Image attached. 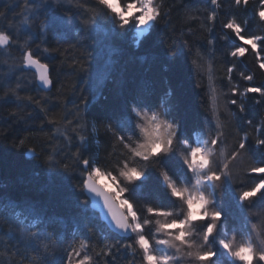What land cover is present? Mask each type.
I'll return each instance as SVG.
<instances>
[{"label": "trees", "instance_id": "1", "mask_svg": "<svg viewBox=\"0 0 264 264\" xmlns=\"http://www.w3.org/2000/svg\"><path fill=\"white\" fill-rule=\"evenodd\" d=\"M41 2L42 0H30L26 7L24 0H0V12L5 13L0 17V31L14 35L11 46L0 48V134H2L0 135V264H19V257L13 258L10 255L12 246L18 242L22 245L21 230L35 231L36 222L40 220L46 223L39 226L47 227L49 232L54 233L55 239L72 243L76 247L81 243L87 244L85 254L94 258L93 264H103V260L96 253L101 252L106 245L113 243L117 238L124 243L130 241L110 231L100 220L99 215L91 209L89 200L86 207L79 203V200L84 198V194L73 187L74 182L79 179L78 174L50 175L42 159L27 157L29 149H34L37 153H41L43 149V156L52 154L56 157L58 152L67 150L65 135L75 138L76 143H79L77 132L81 130L73 131L76 124L74 102L77 101L79 93L73 94V86L78 84L81 90H85L89 81L84 75H80L78 80L77 75L72 74V70L67 65L79 57L80 50L69 48L68 52H63L64 48L69 47L67 43H62L58 50L52 35L44 39L39 26L45 18L53 15L64 16V10L69 8L75 12L79 3L91 4L92 0H73L71 5L67 0H60V7L56 10L51 7L53 0H48V4L44 7H34ZM154 2L160 4L161 0ZM219 2L221 7L216 9L210 4V0H163L162 10L168 15L141 38L139 48L136 47L137 37L131 26L122 36L110 40L108 44L112 34L110 19L106 20L100 30L94 34V40L81 33L79 39L88 45L94 55L91 79L96 84V89L101 90L103 96L107 97L106 100L101 98L99 102L90 99L88 103L86 116L88 123L84 134L93 135L84 154L91 161L100 160L104 163L112 159L104 151V140L101 139L105 136L104 130L100 129L97 133L91 125L92 118L116 120L120 117H128L127 131L131 132L133 125L130 104L136 103L141 107L155 108L169 88L174 93L177 106L175 114L181 121V135L187 130L185 135L190 136L193 146L208 139V130L216 123L212 111L214 110L219 116L224 132L222 139H226L217 152L221 164L225 162V158L245 131L250 137H255V130L249 128L243 118L252 119L253 124L258 125L264 117V98L256 94H247V98L240 97L245 113H238L236 106L228 103L230 85L226 68L231 66V61L227 53L239 42L232 33L223 30L221 24L235 16L241 23L248 21L245 35L264 34V21H260L255 16V10L259 6L258 0H250L247 9H236L232 0H219ZM213 10L217 12L214 27L207 20V16ZM91 15L90 11L85 18ZM10 23L11 28H9ZM210 27L212 32L209 35ZM72 35L75 39L74 31ZM209 38L214 41L211 46L207 44ZM185 39L192 44L191 52L183 47ZM168 41L174 42L179 49L174 60L168 56L166 49ZM45 48L49 49L48 53L44 52ZM113 48L117 55L114 54ZM27 49H31L41 62L50 64L54 81L51 92L40 89L36 80L33 84H29V81L34 80V72L30 69H25L23 72L17 69L22 63V51ZM253 60L254 57L249 53L238 63L237 69L233 72L232 83L240 92L249 86V82L239 76V71H245L246 74L254 73L253 84L264 83V71L256 68ZM17 84L20 85L19 88L16 87ZM197 84L201 86L197 87ZM141 90H145L142 96H140ZM94 95L95 90H93ZM15 96H19V100H16ZM29 96L33 100L39 99L40 105L29 101ZM53 97L55 102L49 110V101ZM257 99L261 103L257 104ZM11 112H15V116H10ZM65 114L67 119L73 120L71 125L64 118ZM237 114L240 118L234 124V116ZM85 115L81 112V116ZM45 116L56 120V125L45 124L42 132L37 131L38 124ZM49 136H51L50 140ZM20 139H25L24 145H19ZM177 147L179 152L185 150L183 145ZM108 151L111 152V149ZM125 151L119 146L116 147L117 153ZM220 152L223 155H220ZM65 160L69 164L72 163L70 157ZM257 160L258 163H264V158L257 156ZM163 163L177 179L187 178L186 169L175 154L165 158ZM250 166L251 160L247 154L231 163L234 179L232 187L240 189L242 186L250 185L253 180L258 182V177H249L244 185L241 184ZM162 172L163 169L160 173L150 169L146 183L131 187L128 195L138 211L143 213V206L152 205L165 207L174 214L180 212L179 202L173 201L167 195ZM191 184L193 186L195 184L194 177ZM224 191L223 207L229 213L226 217L228 228L226 238L230 239L236 233V242L240 243L246 238L248 227H245L239 210L235 208L234 199L228 188L225 187ZM260 207L261 202L257 200L253 212H258ZM149 218L153 223L146 230L148 234L154 235L157 239L166 238L155 232V218ZM258 219L254 215L252 223H258ZM218 235L225 238L223 232ZM253 241L257 247H264V244H261V241H264V229H260L258 235L253 234ZM49 246L51 247V244ZM169 251L175 252V249ZM123 256L122 261L118 258V264H127V259L130 258L128 253H123ZM218 258L221 264H233L221 252H218ZM24 264H28V261L25 260Z\"/></svg>", "mask_w": 264, "mask_h": 264}, {"label": "snow or ice", "instance_id": "2", "mask_svg": "<svg viewBox=\"0 0 264 264\" xmlns=\"http://www.w3.org/2000/svg\"><path fill=\"white\" fill-rule=\"evenodd\" d=\"M29 3L30 0H24L26 7ZM67 3L71 5L73 0H67ZM47 4L48 0H42L40 5L34 7H44ZM210 4L216 9L221 7L219 0H210ZM232 4L236 9H247L250 0H232ZM258 5L255 16L260 21H264V0H258ZM51 7L53 10L58 9L60 0H53ZM162 9L163 0L160 4L155 3L154 0H92L91 4L79 3L75 12L69 8L64 10V16L53 15L45 18L39 26L41 35L44 39L52 35L58 50L62 43H67L69 47L64 48L63 52H68L69 48L80 50L79 57L73 59L67 67L72 70V74L77 75L78 80L80 75L87 76L89 84L85 90H81L78 84L73 86V94L79 93L77 101L74 102L76 124L73 128V131L81 130L77 132L79 143H76L75 138L65 135L67 150L58 152L56 157L52 154L43 156V149L41 153H37L34 149L28 151L37 160L42 159L50 175L78 174L79 179L74 182L73 187L84 194V198L80 199L79 203L86 207L89 197L100 203L106 210L105 215L110 217L111 225L122 234L125 240L130 241L124 243L117 238L113 243L106 245L101 252L96 253L103 260V264H118V258L121 261L124 259L123 253H128L130 257L127 259V264H137V257H139V264H221L218 252L228 257L233 264H264V247H257L253 241V234L258 235L259 230L264 229V163H258L257 160V156L264 158V117L258 125H254L252 119L243 118L244 123L255 130L256 135L250 137L245 131L225 158V162L221 164L217 158V152L226 139H222L224 132L219 116L214 110L212 111L211 114L216 123L208 130V139L193 146L190 136L185 135L187 130L181 135V121L175 114L177 106L174 93L169 88L155 108L149 109L138 106L136 103L130 104L133 125L131 132L127 131L128 117H120L116 120L92 118L91 125L96 132L98 133L100 129L104 130L105 136L101 138L104 140V151L112 159L102 163L100 160L91 161L84 154L93 135L84 134L88 123L86 119L88 103L90 99L99 102L101 98L106 100L107 97L103 96L101 90L96 89V84L91 79L94 55L88 45L79 39L81 33L94 40V34L100 30L106 20L110 19L112 34L108 44L110 40L122 36L131 26L137 37L136 47L139 48L141 38L168 15ZM90 11L92 15L85 18ZM4 15V12H0V17ZM207 20L214 27L217 12L213 10L207 16ZM25 24H27L26 18ZM247 24L248 21L241 23L235 16L221 24V28L232 33L239 42L228 51L227 56L230 58L231 66L226 68L230 85L228 103L236 106L238 113H245L240 97L247 98V94H256L264 98V83L253 84L254 73L246 74L245 71H239V76L249 82V86H246L243 92H240L239 88L232 83L233 72L237 69L238 63L249 53L254 57V66L264 71V34L245 35ZM11 27L10 23L9 28ZM73 31L75 39L72 35ZM208 32L210 35L212 27L208 29ZM13 41L12 33L0 31V48L11 46ZM213 43V39H207L208 45L211 46ZM183 47L189 52L192 51V44L187 39L184 40ZM166 49L168 56L174 60L179 50L177 45L168 41ZM44 52L48 53L49 49L45 48ZM113 52L117 55L114 48ZM17 69L20 72L25 69H34V80L29 81V84L38 80V87L48 92L52 91L54 81L50 64L41 62L31 49L22 51V63L17 66ZM56 70L59 71V69ZM16 87L19 88L20 85L17 84ZM93 90H95L94 96ZM144 91L141 90L140 96ZM14 98L19 100V96ZM28 99L36 105L41 103L39 99L33 100L31 96ZM54 102L53 97L49 101V110ZM256 103L259 104L261 101L257 99ZM41 111L43 112L44 109L42 108ZM81 112L86 115L81 116ZM9 115L15 116V112ZM64 118L69 125L73 123L72 119H67V114ZM239 118L238 114L234 116V124ZM82 120L83 123H81ZM56 123V120L45 116L36 130L42 132L45 124L55 126ZM48 139L50 140L51 136ZM24 144L25 139H20L19 145ZM178 145L185 146V150L179 152ZM117 146L126 151L117 153ZM109 149L111 152L108 151ZM173 154L180 158L186 169V179H177L164 165L163 160L172 157ZM245 154L251 160V166L247 169L245 180H242L241 184L244 185L249 177H258V182L253 180L250 185L237 189L232 187L234 179L231 163ZM220 155L223 153L220 152ZM69 157L72 160L71 164L65 160ZM150 169L157 173L163 169L164 188L173 201L179 202V213L174 214L172 210L165 207L152 205L143 206V213L137 210L128 193L132 186L143 185L148 181ZM193 177L195 178L194 186L191 184ZM225 187L234 199L235 208L239 210L245 227H248V234L240 243L236 242V233L230 239L226 238L228 236L226 217L229 213L223 207ZM257 200L261 202V207L254 213L253 208ZM254 215L259 218L258 223H252ZM149 217L155 218V232L166 238L157 239L154 235L148 234L146 230L153 223ZM160 217L165 219L161 220ZM36 223L35 231L21 230L22 245L18 242L12 246L10 255L13 258L19 257V264H24L25 260L28 264H93L94 258L85 254L87 244L81 243L79 247H76L72 243L61 242L55 239L54 233L49 232L47 227L39 226L46 221L40 220ZM220 232H223L225 238L218 235ZM261 244H264V241H261ZM169 249H175V252H170ZM242 249L248 251L251 257L250 262L242 258L240 254Z\"/></svg>", "mask_w": 264, "mask_h": 264}, {"label": "water", "instance_id": "3", "mask_svg": "<svg viewBox=\"0 0 264 264\" xmlns=\"http://www.w3.org/2000/svg\"><path fill=\"white\" fill-rule=\"evenodd\" d=\"M32 72H34V69H30ZM37 85L39 86V81L36 80ZM40 88V87H39ZM42 89V88H40ZM43 90V89H42ZM27 157H33L30 153H27ZM90 202L91 209L96 212L99 215L100 220L109 228L110 231L118 235L119 237H122V234H120L110 223V217H107L105 215L106 210L103 209L102 205L98 202H96L93 198H88Z\"/></svg>", "mask_w": 264, "mask_h": 264}, {"label": "clouds", "instance_id": "4", "mask_svg": "<svg viewBox=\"0 0 264 264\" xmlns=\"http://www.w3.org/2000/svg\"><path fill=\"white\" fill-rule=\"evenodd\" d=\"M240 254L243 259L248 260L249 262L251 261V257L246 249H242Z\"/></svg>", "mask_w": 264, "mask_h": 264}]
</instances>
